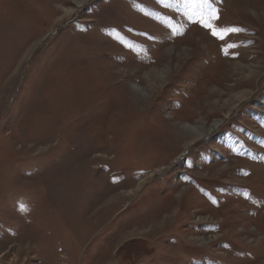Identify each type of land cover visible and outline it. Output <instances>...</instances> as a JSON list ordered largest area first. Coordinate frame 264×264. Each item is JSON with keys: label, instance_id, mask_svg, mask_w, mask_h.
<instances>
[{"label": "rangeland", "instance_id": "374dc122", "mask_svg": "<svg viewBox=\"0 0 264 264\" xmlns=\"http://www.w3.org/2000/svg\"><path fill=\"white\" fill-rule=\"evenodd\" d=\"M84 1L0 0V264H264V0Z\"/></svg>", "mask_w": 264, "mask_h": 264}, {"label": "snow or ice", "instance_id": "6c2138e0", "mask_svg": "<svg viewBox=\"0 0 264 264\" xmlns=\"http://www.w3.org/2000/svg\"><path fill=\"white\" fill-rule=\"evenodd\" d=\"M173 6H175L176 10L185 16L190 23H196L208 29L212 36L221 41H225L230 34L243 31V29L236 27L219 28L216 26L214 21L219 20V14L214 0H175V5L165 4V7ZM167 26L172 30L174 35L183 34L172 22H168ZM236 47H239V45L235 43L226 44L224 48L225 55L229 54V49Z\"/></svg>", "mask_w": 264, "mask_h": 264}, {"label": "bare ground", "instance_id": "6f19581e", "mask_svg": "<svg viewBox=\"0 0 264 264\" xmlns=\"http://www.w3.org/2000/svg\"><path fill=\"white\" fill-rule=\"evenodd\" d=\"M88 0H85L84 2H81V4H80V6L82 5V4H84V3H86ZM180 55H181V53H180ZM160 58V57H159ZM173 59V58H172ZM158 61V60H157ZM181 61V60H180ZM194 138H196V136H194ZM184 197V196H183ZM183 199V198H182ZM179 214V213H178ZM178 216V215H177ZM200 222H201V220H200ZM239 222V221H238ZM219 224V223H218ZM208 226V225H207ZM210 228H212L211 227V224H210ZM210 239H212L213 241H214V239H216V237L213 235V236H211V237H208V240H210ZM201 241H204V242H206V240L203 238H201V239H198V242L199 243H201ZM211 241V240H210ZM206 251V250H205Z\"/></svg>", "mask_w": 264, "mask_h": 264}]
</instances>
